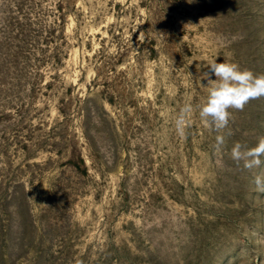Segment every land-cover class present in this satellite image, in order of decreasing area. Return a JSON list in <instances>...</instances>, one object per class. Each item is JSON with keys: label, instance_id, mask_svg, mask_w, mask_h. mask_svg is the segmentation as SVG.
Here are the masks:
<instances>
[{"label": "rangeland", "instance_id": "rangeland-1", "mask_svg": "<svg viewBox=\"0 0 264 264\" xmlns=\"http://www.w3.org/2000/svg\"><path fill=\"white\" fill-rule=\"evenodd\" d=\"M214 59L264 74V0H0V264H264V98L174 128Z\"/></svg>", "mask_w": 264, "mask_h": 264}, {"label": "clouds", "instance_id": "clouds-1", "mask_svg": "<svg viewBox=\"0 0 264 264\" xmlns=\"http://www.w3.org/2000/svg\"><path fill=\"white\" fill-rule=\"evenodd\" d=\"M207 69L203 73V80L207 81L206 97L196 108L190 102L184 103L174 119V128L179 136L186 137L191 117L198 110L203 124L217 133L214 150L219 153L233 135L229 127L233 110L243 111L252 100L264 98V74L257 75L228 60L218 63L217 59L211 60ZM231 158L245 170L260 168L264 164V137H260L254 147L235 142L231 147ZM254 183L257 191L264 192V175H257Z\"/></svg>", "mask_w": 264, "mask_h": 264}, {"label": "trees", "instance_id": "trees-1", "mask_svg": "<svg viewBox=\"0 0 264 264\" xmlns=\"http://www.w3.org/2000/svg\"><path fill=\"white\" fill-rule=\"evenodd\" d=\"M110 102L112 103L113 101H110ZM81 162H82V164H84V160H83V159H82V161H81Z\"/></svg>", "mask_w": 264, "mask_h": 264}]
</instances>
